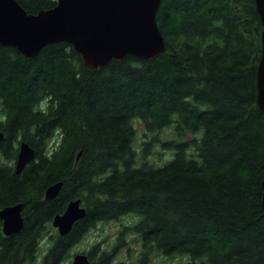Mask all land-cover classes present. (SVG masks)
I'll list each match as a JSON object with an SVG mask.
<instances>
[{
  "label": "trees",
  "instance_id": "obj_1",
  "mask_svg": "<svg viewBox=\"0 0 264 264\" xmlns=\"http://www.w3.org/2000/svg\"><path fill=\"white\" fill-rule=\"evenodd\" d=\"M156 21L165 48L149 60L93 68L65 41L34 57L0 46V208L23 217L9 236L0 223V264H61L110 221L119 232L85 251L92 264H264L255 1L161 0ZM21 141L35 157L16 173ZM75 198L85 216L61 236L51 221Z\"/></svg>",
  "mask_w": 264,
  "mask_h": 264
},
{
  "label": "water",
  "instance_id": "obj_2",
  "mask_svg": "<svg viewBox=\"0 0 264 264\" xmlns=\"http://www.w3.org/2000/svg\"><path fill=\"white\" fill-rule=\"evenodd\" d=\"M161 0H56L52 8L27 13L16 0H0V46L11 45L27 57H34L50 43L65 41L81 55L83 63L97 68L127 54L149 60L165 48L156 13ZM260 16L261 56L256 69V102L264 112V0H254ZM3 134L0 133V139ZM80 152L76 158L78 159ZM35 157L25 141L18 146L15 171L19 173ZM62 182L45 190V198H55ZM264 212V176L261 181ZM22 204L0 208L3 235L15 234L23 227ZM79 198L70 199L51 223L63 236L85 216ZM70 264H91L85 253L73 255Z\"/></svg>",
  "mask_w": 264,
  "mask_h": 264
},
{
  "label": "rangeland",
  "instance_id": "obj_3",
  "mask_svg": "<svg viewBox=\"0 0 264 264\" xmlns=\"http://www.w3.org/2000/svg\"><path fill=\"white\" fill-rule=\"evenodd\" d=\"M135 128L139 135V140H141V134L143 133V128L141 126V123L139 121L135 122ZM166 156L165 153L161 155V157H156V163H161L163 161V158ZM119 232V226L116 222L110 221L104 225H99L96 229L90 232V234L81 241L79 244H77L70 252V257L66 260H64L61 264H69L72 260V257L77 252H85L91 249V246L93 242H98V240L104 239V241H109L113 238H115L116 234ZM97 239V240H96ZM49 243H47V237L44 238V240L41 242V252L43 253V250L48 247ZM134 251V250H132ZM41 253V254H42ZM40 254V255H41ZM124 257L121 252L118 254L117 259H122ZM41 257L38 258V261L36 264H40Z\"/></svg>",
  "mask_w": 264,
  "mask_h": 264
},
{
  "label": "flooded vegetation",
  "instance_id": "obj_4",
  "mask_svg": "<svg viewBox=\"0 0 264 264\" xmlns=\"http://www.w3.org/2000/svg\"><path fill=\"white\" fill-rule=\"evenodd\" d=\"M81 253H85V252H81ZM86 254V253H85ZM87 255V254H86ZM88 256V255H87ZM90 260V259H89ZM91 262V261H90ZM92 264V263H91Z\"/></svg>",
  "mask_w": 264,
  "mask_h": 264
}]
</instances>
